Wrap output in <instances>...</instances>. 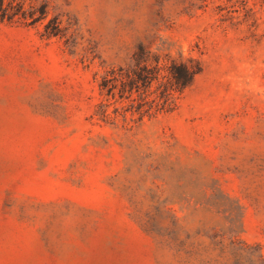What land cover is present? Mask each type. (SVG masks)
Returning a JSON list of instances; mask_svg holds the SVG:
<instances>
[{
	"label": "rangeland",
	"instance_id": "1",
	"mask_svg": "<svg viewBox=\"0 0 264 264\" xmlns=\"http://www.w3.org/2000/svg\"><path fill=\"white\" fill-rule=\"evenodd\" d=\"M9 1L46 16L0 19V264H264V0ZM139 43L202 72L103 120Z\"/></svg>",
	"mask_w": 264,
	"mask_h": 264
},
{
	"label": "trees",
	"instance_id": "2",
	"mask_svg": "<svg viewBox=\"0 0 264 264\" xmlns=\"http://www.w3.org/2000/svg\"><path fill=\"white\" fill-rule=\"evenodd\" d=\"M0 0V19L29 16L32 22L46 16V7L25 11L21 3ZM38 12V15H36ZM60 30L54 19L44 26L46 37L57 36ZM203 69L202 62L195 57L172 55L168 51H152L139 43L131 55L127 67H113L103 74L98 82L101 100L97 103V114L103 120L114 121L127 113L138 120L172 111L183 93ZM112 106L111 113L108 108Z\"/></svg>",
	"mask_w": 264,
	"mask_h": 264
}]
</instances>
